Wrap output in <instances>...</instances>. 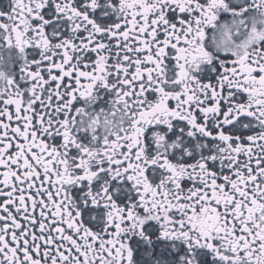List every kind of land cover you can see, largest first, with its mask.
<instances>
[{
	"label": "snow or ice",
	"instance_id": "1",
	"mask_svg": "<svg viewBox=\"0 0 264 264\" xmlns=\"http://www.w3.org/2000/svg\"><path fill=\"white\" fill-rule=\"evenodd\" d=\"M0 264H264V0H0Z\"/></svg>",
	"mask_w": 264,
	"mask_h": 264
}]
</instances>
